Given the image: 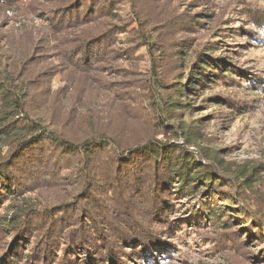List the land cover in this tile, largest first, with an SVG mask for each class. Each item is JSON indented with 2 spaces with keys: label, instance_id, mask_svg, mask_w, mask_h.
<instances>
[{
  "label": "trees",
  "instance_id": "trees-1",
  "mask_svg": "<svg viewBox=\"0 0 264 264\" xmlns=\"http://www.w3.org/2000/svg\"><path fill=\"white\" fill-rule=\"evenodd\" d=\"M26 1L27 13L43 23L29 40L31 49L0 50V227L14 239L0 264H168L178 243L190 242L178 234L187 224L196 231L218 227L222 244L240 248L246 264H264V160H225L215 137L201 128L196 106H220L230 120L257 109L264 104V70L222 56L213 40L184 37L195 28L179 19L169 24L179 32L171 38L176 49L170 57L183 70L167 82L159 71L169 56L163 35L124 25L116 0ZM237 5L248 21L243 35L264 48V6L260 0ZM213 33L204 35L213 39ZM134 43L146 47L150 60V82L142 86L148 93L140 100L132 94L137 90L124 91L120 76L137 71ZM111 69L119 72L116 82ZM71 160L72 175L65 177L83 188L41 213L63 216L73 209L75 216L48 215L49 224H57L35 239L43 228L25 226L27 217L40 213L23 200L26 187L35 176L47 181L57 170L70 173L64 169ZM118 194V201L133 200V211L109 226L100 217ZM145 195L149 203L140 208L135 201ZM182 198L190 204L172 221Z\"/></svg>",
  "mask_w": 264,
  "mask_h": 264
},
{
  "label": "rangeland",
  "instance_id": "rangeland-1",
  "mask_svg": "<svg viewBox=\"0 0 264 264\" xmlns=\"http://www.w3.org/2000/svg\"><path fill=\"white\" fill-rule=\"evenodd\" d=\"M120 1H123L121 6L119 5ZM245 1L246 0H237L236 3V0H206L202 1V4L199 5L198 3L200 2H197V0H116V7L119 8L118 12L122 18L126 20L124 25H130V27L135 30L141 29L145 36L148 35L153 37L163 35L164 47H166L169 56L164 60V63H162L163 67H161L159 71L165 76V81L168 82L173 78V74H175L176 71L179 69L183 70V68H179V61H177L176 58L170 57L171 55L173 56L176 49V47H174L175 40L171 41V38H175L179 32H177L178 27L175 25L169 26V24L179 19L190 23L191 28H195L192 29L194 31L190 33L187 31L184 33L182 31V34H185L184 37H188L192 39V41L196 39L199 44H202L204 41L213 40V42H216L220 47L219 51L222 53V56L229 57L234 63L241 64L245 68L250 67L252 70H264V48L253 46L249 36L247 34L243 35V28L248 27V21L242 11L244 7L237 4ZM21 2L22 5L0 4L1 52H3L6 45L11 46V49H14L17 54L31 49L29 45L30 38L33 36L38 26L42 28V21L36 16L27 13L26 7L28 5L26 4L29 1L22 0ZM260 5L264 6V0H260ZM22 10L24 12H22ZM200 16L203 17L200 18ZM212 30H214L213 34H217V36L213 39L210 37L206 38L204 32L209 31L210 33ZM119 36L121 37V34ZM137 44L138 43H134V47L130 49V53L134 56V59H136L133 60V62H138L137 64H139L138 67H136L137 71L134 73V76H125L126 72H123L124 74L120 76H123L126 82L123 84V86H125L123 87L124 91H129L130 89L137 90V92L132 94L136 96L137 100H140L141 98H146V94L148 93L146 89H142V86H144V83L150 82V60L146 47ZM159 64L161 63H156L155 67ZM110 71L115 73L112 79L116 82V74L119 73L118 70L111 69ZM53 78L56 85L61 83L58 74L54 75ZM194 96L195 95L192 97ZM91 97L92 95L90 94L88 102H90ZM196 106L201 108L197 111L198 113L200 112L198 115L201 118V128L207 133V136L211 135L215 137L216 142L214 143L224 150L225 153L223 155L225 160L240 161L246 158L264 160V104L251 112H247L231 120L229 117L227 118L225 116L226 111H222L220 106H206L201 105V103H196ZM226 118L229 120H226ZM128 123L133 124L136 122L128 120ZM57 159H53L54 162H57ZM62 163L63 160L61 161V164ZM75 163V160H71L69 166L64 169L70 173H58L59 171L57 170L53 175L47 176H50L47 181H42L38 176H35L36 179L34 178L33 184L26 187L27 189L24 192L23 200L32 203V207L38 209L40 213L27 217L25 226L28 227L29 230L34 229V231L35 229L39 230L43 228L40 232L38 231L39 233L36 235L35 239L38 238L39 240L41 237L45 238V228H47V226L49 228L52 225L54 227L57 224L56 222H51V224H49L48 215H53V217L55 216L59 219H62L61 217L64 216L63 218L66 220L75 216L73 209L62 211L61 214L63 216H58V212L56 211L41 213L45 208L49 209V206L52 204L74 199L76 190L83 188V182L75 183L72 176L65 177L68 174L72 175L71 170L74 168ZM61 164H59V166ZM23 169L24 168L21 170ZM12 170L13 172L17 171V174L20 172L18 168L16 169L13 167ZM20 180L24 179L20 176ZM125 186L124 184L121 188L124 189L126 188ZM127 192L131 193L130 190ZM117 197H119V194L113 199L109 197L110 200L106 206L107 210L102 213L100 217V220L107 222L109 226L114 225V222L117 221L115 218H120L121 214H125L128 210L133 211L130 210L133 200L127 196L118 201ZM146 198L147 196L145 195V197L135 202L139 204L140 208L141 206L144 208L145 205L149 203ZM143 200L146 201L143 202ZM175 200L178 201L179 199ZM180 200H182L181 203H175V207H179V209L171 213L172 221L177 219V217L178 219L181 216L184 217L183 212L185 206L190 204V202L184 200V198ZM194 201L195 200H193L192 203ZM1 206L2 205H0V212H2L1 210L3 209ZM188 225L189 224H187V227L180 230L178 234L180 236L187 235L190 242L185 244L178 243V251L173 254L174 257L168 264L249 263V261L243 257L240 248L237 250L238 248L236 249L233 246L227 247L222 244L225 240L221 239V237L225 234H220L218 227L215 226L212 228L206 224L205 228H200V231H196L197 229L189 227ZM156 226L157 228L159 227V225ZM168 228L169 224L162 225L163 231ZM152 229L154 228L151 227L150 230ZM210 238L215 240L212 241ZM12 239L13 236L4 233L2 227H0V255L7 253V251L12 248L14 241V239ZM171 239L176 240L174 236H172ZM195 240H198V243H195Z\"/></svg>",
  "mask_w": 264,
  "mask_h": 264
}]
</instances>
